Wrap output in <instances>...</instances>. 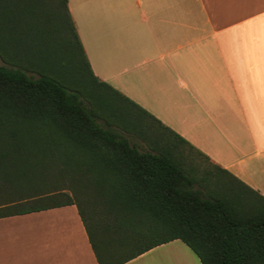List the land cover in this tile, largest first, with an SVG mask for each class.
<instances>
[{
    "label": "trees",
    "instance_id": "1",
    "mask_svg": "<svg viewBox=\"0 0 264 264\" xmlns=\"http://www.w3.org/2000/svg\"><path fill=\"white\" fill-rule=\"evenodd\" d=\"M68 205L98 264H264V197L96 78L67 0H0V218Z\"/></svg>",
    "mask_w": 264,
    "mask_h": 264
},
{
    "label": "crops",
    "instance_id": "2",
    "mask_svg": "<svg viewBox=\"0 0 264 264\" xmlns=\"http://www.w3.org/2000/svg\"><path fill=\"white\" fill-rule=\"evenodd\" d=\"M67 7L96 78L264 197V0H67ZM178 242L124 264H145ZM184 246L169 250L165 264H201ZM0 264L98 263L68 205L0 218Z\"/></svg>",
    "mask_w": 264,
    "mask_h": 264
},
{
    "label": "rangeland",
    "instance_id": "3",
    "mask_svg": "<svg viewBox=\"0 0 264 264\" xmlns=\"http://www.w3.org/2000/svg\"><path fill=\"white\" fill-rule=\"evenodd\" d=\"M76 49V48H75ZM75 62L77 63L79 69H80V75L83 77V80L88 81L87 77H86V68H85V64L84 61L82 60L81 56L78 54V52H76L75 54ZM69 70H71V73H69L68 75H72L73 77L75 75H73L74 71H72V68L69 67ZM77 74V73H76ZM168 136V135H166ZM171 138V137H170ZM188 155L191 154L190 156L193 157L194 156V164H197V166L200 168L206 167L208 166L203 160H201L200 158H198L196 156V154H194V152H186ZM198 158V159H197ZM203 166V167H202ZM200 168V169H201ZM181 249H187L184 244H182L181 242H178V244H172V245H168L165 248H161L158 250H155V252H153L152 254H150L147 258H145L141 263H145V264H165V263H169L172 259L173 256H170V251L169 250H173L175 252H178ZM173 262V261H172Z\"/></svg>",
    "mask_w": 264,
    "mask_h": 264
}]
</instances>
